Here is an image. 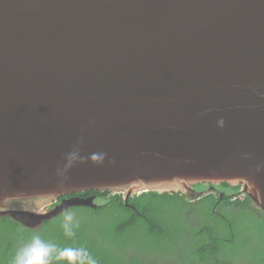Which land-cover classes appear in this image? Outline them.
<instances>
[{
    "label": "water",
    "instance_id": "water-1",
    "mask_svg": "<svg viewBox=\"0 0 264 264\" xmlns=\"http://www.w3.org/2000/svg\"><path fill=\"white\" fill-rule=\"evenodd\" d=\"M223 183L264 213V0H0V218Z\"/></svg>",
    "mask_w": 264,
    "mask_h": 264
},
{
    "label": "trees",
    "instance_id": "trees-1",
    "mask_svg": "<svg viewBox=\"0 0 264 264\" xmlns=\"http://www.w3.org/2000/svg\"><path fill=\"white\" fill-rule=\"evenodd\" d=\"M221 187L225 193L222 200L219 187L201 198L149 191L130 197L128 202L124 193L96 190L66 196L101 195L96 209L71 208L79 221L73 238L64 236L62 214L45 221L40 230L2 217L0 264H11L16 251L36 232L60 246L86 247L97 264H264L259 235L242 236L239 230L244 217L263 221L264 213L248 196L240 199V187L234 190L236 200L225 190L230 185ZM177 252L184 257L179 260Z\"/></svg>",
    "mask_w": 264,
    "mask_h": 264
},
{
    "label": "clouds",
    "instance_id": "clouds-1",
    "mask_svg": "<svg viewBox=\"0 0 264 264\" xmlns=\"http://www.w3.org/2000/svg\"><path fill=\"white\" fill-rule=\"evenodd\" d=\"M217 124L222 128L224 120L219 119ZM80 144L82 141L65 155L64 163L56 168L55 175L61 187L69 180L68 173L76 164L90 162L94 166H102L107 159L103 152H92L88 156H83ZM112 163L115 164V161ZM243 198L240 196V199ZM60 227L65 237L75 236L79 221L71 209L63 211ZM11 264H97V259L86 247L60 246L52 240L42 238L36 232L16 251Z\"/></svg>",
    "mask_w": 264,
    "mask_h": 264
},
{
    "label": "rangeland",
    "instance_id": "rangeland-1",
    "mask_svg": "<svg viewBox=\"0 0 264 264\" xmlns=\"http://www.w3.org/2000/svg\"><path fill=\"white\" fill-rule=\"evenodd\" d=\"M230 188L232 191H234L236 187H230ZM242 223L243 224L239 228L240 234L242 236H244V235H259L258 241L260 243L262 241V243H263L262 246L260 247L259 251H264V220L263 221H257V220L250 218V217H244ZM245 240H247L249 242L248 238H245ZM241 249H242V251L248 250V249H243V248H241ZM177 254L180 256L179 260L184 257V254H181L178 252H177ZM174 264H177V263H174Z\"/></svg>",
    "mask_w": 264,
    "mask_h": 264
},
{
    "label": "bare ground",
    "instance_id": "bare-ground-1",
    "mask_svg": "<svg viewBox=\"0 0 264 264\" xmlns=\"http://www.w3.org/2000/svg\"><path fill=\"white\" fill-rule=\"evenodd\" d=\"M69 46H70V48L72 49V51L76 54V56L77 57H83V58H85V57H88L89 55H90V51H88V50H86V49H84L80 44H77V43H71V44H69ZM67 46L65 45V48H66ZM199 185V184H198ZM198 185H196V186H198ZM200 185H203V184H200ZM222 185V184H221ZM231 187H240V186H232V185H230ZM241 188V187H240ZM218 189V188H217ZM91 191V190H90ZM215 192H217V190L216 189H211V191H208V189H203V190H196V189H194V192H190V195H191V197L192 198H201V197H203V196H205V195H208L209 193H215ZM166 193V192H165ZM241 195L243 196V197H245V196H247V195H245V194H243L242 192H241ZM98 196H101V195H98ZM134 196H136V195H134ZM223 197H224V195H223ZM223 197L221 198V200L223 199ZM234 198V200H236V199H238V196L236 197V196H233ZM98 199V198H97ZM130 200V199H129ZM129 202V201H128ZM255 206V205H254Z\"/></svg>",
    "mask_w": 264,
    "mask_h": 264
},
{
    "label": "flooded vegetation",
    "instance_id": "flooded-vegetation-1",
    "mask_svg": "<svg viewBox=\"0 0 264 264\" xmlns=\"http://www.w3.org/2000/svg\"><path fill=\"white\" fill-rule=\"evenodd\" d=\"M203 187H204V189H208V188H210L211 186H205V185H202ZM196 187H200V185H198V186H196ZM216 187H219L218 188V191H219V193L220 194H225L224 193V189L221 187V184H219V185H215V187H214V189H216ZM194 189H195V186H194ZM213 189V188H212ZM203 190V189H202ZM225 190H226V192L229 194V195H232V196H235V191H232L231 190V188H225ZM187 193H189L190 194V192H187ZM191 196V195H190ZM242 196V195H241ZM71 197H82V196H70V197H65V198H71ZM88 197H95V202H97V203H99V199H97V197H98V195L97 194H92V195H90V196H85V197H82V198H88ZM222 198V197H221ZM62 201V200H61ZM61 201H59V202H61ZM59 202H57V203H54V205H50L49 206V208L51 207V208H53V207H55ZM100 204V203H99ZM43 227V226H42ZM42 227L41 228H39V229H37V230H40V229H42Z\"/></svg>",
    "mask_w": 264,
    "mask_h": 264
}]
</instances>
